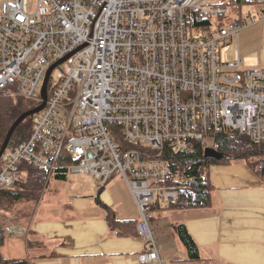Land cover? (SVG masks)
Instances as JSON below:
<instances>
[{
  "label": "built area",
  "instance_id": "obj_1",
  "mask_svg": "<svg viewBox=\"0 0 264 264\" xmlns=\"http://www.w3.org/2000/svg\"><path fill=\"white\" fill-rule=\"evenodd\" d=\"M234 1L0 0V94L41 103L48 69L67 57L51 71L32 134L3 153L0 185L14 186L27 160L49 178L63 165L89 173L96 187L119 176L140 213L138 261L171 264L152 227L184 179L167 151L217 149L218 133L264 142V66L222 57L248 25ZM192 12L205 24H191Z\"/></svg>",
  "mask_w": 264,
  "mask_h": 264
},
{
  "label": "crops",
  "instance_id": "obj_2",
  "mask_svg": "<svg viewBox=\"0 0 264 264\" xmlns=\"http://www.w3.org/2000/svg\"><path fill=\"white\" fill-rule=\"evenodd\" d=\"M222 57L240 58L247 67L264 66V50L244 56L230 42ZM209 175L214 186L210 205L184 209L162 206L161 215L154 209L152 226L158 230L162 255L171 264H264V179L246 161L212 165ZM96 188L91 194L72 191V198L60 205L40 207V197L30 217L8 221L26 231L7 234L2 254L27 259L29 264H140L143 237L138 232L120 234L111 228L107 212L98 202L100 199L110 206L118 220H139L129 187L116 176ZM158 216L164 219L159 225ZM180 223L196 241L201 259H189L175 229ZM28 240H32L30 246Z\"/></svg>",
  "mask_w": 264,
  "mask_h": 264
},
{
  "label": "trees",
  "instance_id": "obj_3",
  "mask_svg": "<svg viewBox=\"0 0 264 264\" xmlns=\"http://www.w3.org/2000/svg\"><path fill=\"white\" fill-rule=\"evenodd\" d=\"M234 2L244 4L243 0H235ZM242 14V11H240ZM189 22L193 25H203L206 21L194 17V12L190 14ZM40 103L36 100L27 98L22 95L0 94V148L4 142L6 134L13 122L23 112L30 110ZM33 131V115L25 118L15 129L12 139L13 143L28 138ZM217 149L224 154L223 158L216 159L207 157L204 154L203 148H198L192 153H174L167 151L166 156L171 158L173 164L179 167L184 174V179L180 180L178 188V197L169 202L168 208H191L203 207L212 203L213 183L210 179L209 169L215 164H228L236 160H243L254 166L259 175L264 179V142L254 141L247 134L238 133H218L216 135ZM163 156V155H162ZM258 161V165L252 161ZM65 160H62L63 163ZM2 159H0V167ZM206 169V175L203 173ZM24 176L18 179L14 186L4 187L0 185V212L8 215L15 214L19 207L27 208L28 204H35L38 201L48 185L50 178L47 171L39 166L32 164L30 161H24L21 166ZM54 176L58 179H66L68 176L66 166H61L56 170ZM99 204L106 210L107 219L111 228L118 231L120 234H135L137 230L138 219H123L118 220L114 210L98 199ZM18 211H23L24 209ZM30 210V209H29ZM19 214H17L18 216ZM31 216V211L29 215ZM26 217H17L23 219ZM6 222L0 217V264H29L27 259H13L6 257L1 252V246L4 244L7 235L5 233ZM176 232L187 249L190 260L201 259V253L196 241L193 239L185 224L180 223L175 227ZM32 233V230H30ZM32 240H28V245H31Z\"/></svg>",
  "mask_w": 264,
  "mask_h": 264
},
{
  "label": "rangeland",
  "instance_id": "obj_4",
  "mask_svg": "<svg viewBox=\"0 0 264 264\" xmlns=\"http://www.w3.org/2000/svg\"><path fill=\"white\" fill-rule=\"evenodd\" d=\"M264 3H244L242 6V18L245 22H248V25L242 27L239 32H235L233 34L232 39L228 42L232 43V45L238 47L242 50L244 56L255 54L259 55L264 50V18L259 19L260 13L263 12ZM257 16V20L253 21V19L249 16V13ZM211 142V141H208ZM252 161L258 168L260 165L258 161ZM236 161H243V160H236ZM250 164V163H249ZM251 165V164H250ZM254 168V166H252ZM255 169V168H254ZM257 170V169H256ZM206 169H203V173L206 175ZM23 171L20 173V177H23ZM119 179V178H116ZM95 181L91 174H76V173H69L66 179H58L54 175L50 177L48 185L45 187L40 201V207L47 205L48 203H53L55 205H60L62 202L67 203V200L72 198V191H78L85 194L96 193L98 190L94 186ZM160 206L156 207V212L158 214H162V206L163 204H159ZM25 205L23 204V207ZM35 204L28 206V208H23L22 205L16 210L15 214L8 215L7 213L0 212V217L3 218L6 222V225H9L10 220L17 221V217H27L29 215V211L34 209L33 207ZM20 208L24 209L20 211ZM17 214H19L17 216ZM164 219L160 216L156 219L157 224L159 225ZM12 222V221H11ZM17 224V223H15ZM154 227V226H152ZM155 229V227H154ZM158 231V230H157ZM157 231L154 230L157 240L161 243V239L159 238ZM7 235V233H6ZM166 247V245H165ZM164 252H166L164 250ZM171 257V256H170ZM174 261L177 258L171 257ZM170 262V261H169Z\"/></svg>",
  "mask_w": 264,
  "mask_h": 264
},
{
  "label": "water",
  "instance_id": "obj_5",
  "mask_svg": "<svg viewBox=\"0 0 264 264\" xmlns=\"http://www.w3.org/2000/svg\"><path fill=\"white\" fill-rule=\"evenodd\" d=\"M66 58L67 57H65L62 60L58 61L57 63L53 64L48 69V71L46 73V76H45L44 83H43L42 91H41V95H42V98H43L42 102L38 106H36V107H34V108L30 109V110H27V111L23 112L22 114H20V116L10 126V128H9L7 134H6V137L4 139V142H3V144H2V146L0 148V159H1L2 155H3V153L5 152V150L13 144L12 135H13L15 129L18 127V125L25 118H27L28 116L34 115L35 113H38L39 111H41L45 107L46 101H47V98H48L47 86H48V81H49V77H50L51 71L59 63H62ZM204 154L207 157H213V158H216V159H221L224 156V154L222 152H220L218 149L213 148V147H206L205 151H204Z\"/></svg>",
  "mask_w": 264,
  "mask_h": 264
}]
</instances>
